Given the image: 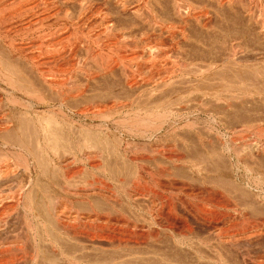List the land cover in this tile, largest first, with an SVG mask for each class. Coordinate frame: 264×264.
Listing matches in <instances>:
<instances>
[{"label":"bare ground","instance_id":"bare-ground-1","mask_svg":"<svg viewBox=\"0 0 264 264\" xmlns=\"http://www.w3.org/2000/svg\"><path fill=\"white\" fill-rule=\"evenodd\" d=\"M117 1H118L117 3L119 7H121L122 11L124 12L127 9V5L131 0H117ZM134 1L138 3L137 7H135V12L140 17H142V19H144L145 24H147L148 30L154 33L156 31L159 33L161 32L167 33L166 35H169V38H170L169 43H172L173 41H175L174 38L176 36H180V38H183V39L186 38V32H187L186 30L188 29V28L186 29V27L188 26V23H186L185 21H188L189 19H190L189 21L191 22L193 20L195 24H197L200 28L205 29L209 26L207 25V22H206L208 20L207 18L208 14L206 13L207 11L203 10L204 8L201 9V8L194 7L193 3L190 4L191 2L188 0H172L173 2L172 4L175 10L173 11L175 15L177 14L178 16H180V18H182L183 16H181V14L184 13L182 15H185L186 16L185 18H187V20H184V18H182L181 22L178 24L172 23V21L171 23L169 21L168 22L162 21L160 18L161 15L158 16L154 8H152L153 7L151 5L152 0L151 1L150 0H134ZM214 1L219 6H222L223 3H226L230 6L233 3V0H214ZM237 1H239L241 5L244 6L243 9L248 12V16L253 18L254 8H256L255 4L257 3L256 0H237ZM153 2H157V0H153ZM11 3L13 4V2ZM3 4H0L2 5L1 11L3 10V8L8 9V6H6L5 3ZM51 6H53V4ZM51 6H50V9H51ZM85 7H83L82 5L80 12H79V18L82 17L81 19L83 20H84L83 15L88 11L86 10L87 7L86 8ZM48 8L47 10L50 11V9ZM13 9H15V6H12L11 8V5H10L9 10H11L12 12ZM44 9L45 11H47L46 8ZM1 11H0V14L3 12ZM11 12H8V16L6 17L7 19L9 17V13ZM12 13H15V12H12ZM6 18L3 19L4 21L2 20L1 21L5 22ZM69 18H67L68 20L66 19L67 24L65 25L62 24L64 27L56 26L58 29L55 28L56 29L55 30L53 28L54 30L51 29V31L49 30L50 28L49 29L47 28L48 30L45 32L41 30L42 28L41 24H44L43 22L46 19L42 21L40 24L38 23V21L42 18H40L38 21L36 20L35 21L36 24H39L41 27H39L38 25L40 30L38 27H35V28L33 27L34 29H37V30L33 29L35 31L33 34L35 35L33 36L32 40L37 39L39 42L37 45H34V47L29 48V51L31 53L30 55H28L27 52L25 53L23 51V48L22 50H20V49H17L18 48L17 46H16L17 48L14 47L10 42L12 40L11 39L12 37H9L11 40H9V43H7L6 38H4V36L5 37L6 35L8 36L9 30L7 31L3 29L2 28L3 26L1 27V24L3 23L0 21L1 22L0 23V95H1L0 96V182L2 180L7 181L8 179L10 180V178H13L14 175L17 174L16 172L18 170L22 171L26 175V180L18 182L15 185L16 186L15 188L8 189V190L0 189V213H1L0 217L3 214L9 215L11 212H13L15 214L14 215L15 219L19 220L16 223L18 224L19 222L21 226L17 228L19 229L18 231L20 233V236L16 237V234H15L14 238H11L9 237L10 236L9 226L10 225H9L8 220L4 218L0 219V264H264V253L255 255L253 254L255 252L253 253H251L252 251L250 252V250H252L253 247H256V245L259 244V242L262 243L261 240H264V223L262 222V224H257V223L255 224L254 222L256 221H253V219L255 218L254 215L255 214L258 215V209L256 211L255 210L256 208L253 207L252 204L243 205V206L241 205L237 207L236 205L231 206L232 204L231 205H228V204L217 205L215 203L214 204L209 203L207 205H204L205 203L203 202L201 203L202 205L198 203L201 206H198V204H196L197 206H195L192 204L193 203L192 201L195 199H198L199 196L202 195V192L199 190L201 187L199 189L192 188V187L190 188L187 187L188 189L187 188L183 189V187L176 188L175 183L173 181H170L167 179L164 180V178H168V176H170L171 170L173 171L174 169L175 171L176 169L175 167L178 164V162H182L183 165L187 164V162L184 161L182 156L180 157L179 155L178 156L176 155L177 153H176L175 145H171V144L161 145L159 141L156 142L157 141L156 137L159 133H161L162 130L168 133L169 131H172L173 129H176V128L180 130L182 129L190 130L191 129L194 132L195 130L197 131L198 130L197 124H195L194 122L193 124H190V122H188L193 117L192 113L191 114L186 113V115H183V114L179 115L178 112L181 110L180 109L176 110V109L171 108V105L173 106L172 103L169 104L168 106L164 105L166 107L164 108V112H162L163 114L161 115L159 114L158 118L155 120L153 119L151 120L150 118L148 119L147 116H146L147 119L141 118L140 119L141 122L139 121L141 126H138V128L134 130V127H130V125H128L129 123L127 124L128 121H125V119H123V122L121 119L120 122L122 123H119V124L113 123L114 126L113 124L111 125V123L109 124V122L106 121L107 119H105L104 115L107 113V110H110V108L112 109V107L109 106L110 107L109 108L107 105L104 106L101 104L102 106L99 105L94 108L90 107L89 109H84V110L82 109V111L78 110L76 112L75 115H77L79 119H83L85 117L83 121H86L85 123L86 125H84L86 127H83V125L77 124L76 122H75L76 124L74 123L75 125H73L72 122L68 123L69 114L74 115L72 113H75V112L70 111V113L68 114L67 112L68 106L66 107V104H67L66 101L68 100V98L74 99L77 96L80 97L81 93H79L80 90L79 92H73L72 90H67L66 86H69V85L66 84V81L64 80V77L62 76L63 73L61 74V69L63 70V67H61L62 65L61 61H64V56L62 57V51L64 50V47L66 44L64 45V47L63 45L57 44L58 42L53 43L52 45H49V46L47 45L44 46V44L49 39H50L49 43L50 41L53 42V38L56 36L60 37L59 34L66 30L68 31L67 28L75 29V32L77 29L79 30V29L84 28V26L79 23L80 21L77 18L75 20H78L79 22L75 21L74 19H69ZM46 21L48 22V19ZM107 21H104V22L106 23ZM113 21L114 20L110 17V21H109L110 22V42L115 43V45L123 44L124 46L127 45L128 47L131 46L137 49L138 45L140 46L147 45L149 47H152V45L161 46L162 43L166 44L164 43V41L162 42L160 35H156L154 33L150 34L148 33V30L147 31L144 30L142 32L140 30L139 33L135 34L136 33L135 32L132 34V31L130 32V28L129 30H127V28L126 29L125 28L115 29V26H114L115 22ZM119 21L121 22V20ZM105 23L104 24L102 23L103 26L106 25L108 22L106 24ZM36 24L35 26H37ZM81 25L83 26L82 28H80ZM46 26H44V28H46ZM263 27H264V24H263ZM20 32L22 33L24 32V30ZM30 32L32 34V30ZM15 33H19V32H15ZM15 33H12V34H15ZM25 33L27 32L25 31ZM25 33H23L24 35L21 34V37H20L21 39H22V36L25 37ZM31 34H29V36ZM85 39L86 41L89 40L87 38ZM85 39H83L82 44L85 41ZM12 42L15 44L14 41ZM29 42L31 44V40ZM24 43L28 45L27 42H24ZM17 44L18 43H16V45ZM87 44L88 45L90 44L88 47V49L90 48L89 51L90 50L93 51L94 49L91 48V43L87 41ZM93 44L97 45V43H94V42ZM29 45L26 47H30ZM87 46L85 48H87ZM67 48H68L67 51L69 50L73 51L72 50L73 48L69 49L68 46ZM41 49H44V51ZM71 51H69V53L67 52L65 56L70 55ZM95 51H93V53ZM63 52H66V51L64 50ZM101 53L99 55L97 52V54L100 57H101ZM14 54L16 55V57L13 56ZM71 55L73 54L71 53ZM234 55H235V51L233 52L232 57ZM13 57H15V59ZM69 57H66V58H69ZM16 58H18V60H16ZM95 58H98V57L96 56L93 59ZM103 58L104 57H102V59ZM71 59L72 58L70 57V60ZM20 60H23L22 61L23 66L19 65L21 62L19 64L17 63ZM73 61L78 62L76 60H73ZM106 61L107 62H105L104 65L102 64L101 67L103 66L102 69L107 71L111 69L112 62H110V69H109L108 60ZM130 61L132 62V59L129 60V62ZM95 62L96 60L94 61V63ZM72 63L75 64L74 62ZM75 65L78 66L79 62L78 64H75ZM119 65L118 66L121 68L122 73L124 74L130 87L138 86L141 82L143 84L144 83L148 84L153 89H157L158 87H160L159 83L151 77L150 79L146 81L145 80L143 81L142 79L141 82H138L135 78V71H134L133 64L119 63ZM20 66L22 70L20 69ZM176 69H180V68H176ZM174 72H177V71L175 70ZM174 72H170V73L176 74ZM181 72L183 73L185 72V70L182 69ZM167 80L169 81L170 77H166L163 80V82L166 83ZM122 108H124V106H122ZM70 109L72 110V106ZM94 119H97V120H94ZM183 120L184 122L187 121V123H184ZM206 120L207 122H211L217 125L218 127L217 129H215L213 125L209 123L207 124V126L204 124L206 128H209V130L210 128L214 129L225 139V145L221 149L222 150L225 149L226 153H228V155L234 160L233 169L235 172L234 174L236 176V179L238 178L242 183H244V185H247L248 187H251V188L254 187V189L257 191L259 189L257 187V183H259L260 185L264 182L263 181L264 173L260 174L258 173L259 171L255 173L250 168L249 169L244 168L245 165L243 166L242 164L243 163L242 160L245 159V157L248 158L247 156L248 153L246 154V156H244V153H246L245 151L249 149L247 147L248 146L250 147L253 144H250V143L247 144L248 139L242 138V136L237 137V138L236 137L229 138L230 137L229 135L231 134V132L232 134L234 132H237L235 130L236 127L234 130L232 129L226 130V127L224 129L221 126H219L216 120H211L208 117ZM147 123H150V124H147ZM83 128H85V130ZM112 128L115 130L116 133L117 132L125 133V135L128 133H131V135L133 134L132 136H134L135 138L137 137L139 140L142 139L145 142L147 141V144L144 143L145 146L143 144L144 149L143 148L140 149V151L144 150L142 152H145L147 154L146 156L144 155L145 158L143 157V155L142 157H139L137 155V152H133L132 151L133 149H131L129 145H128L129 147L127 146L128 143L126 144L127 147L125 148L126 150L125 152L128 154V156L129 154H132V156L130 155L131 157L129 159H127L128 157L126 158L127 161L126 163H123V167H122L128 170L126 176L121 181V187L122 186L124 187L123 189L124 202L122 201V203L124 204L120 202L119 198H117L116 195H113L108 190L102 187L103 183H102L101 178L99 177L96 178L95 176L93 177L91 175L93 177V179L91 178L93 181L90 179L92 183L90 181L88 182L89 185L88 184L87 185L89 187L87 189L85 190L79 189L80 191L76 189L78 192H75L74 190V193H76L78 196H81L80 198L83 199V201L80 200L81 202L77 203V207L75 206L78 210L74 211L72 207L70 208L69 205H67L68 203H63V201H61L58 197L53 196L54 193L55 194L57 193L56 191L52 192L53 193L52 197H50L51 195L47 196L46 201L44 200L43 205L41 206L39 204L40 208L38 210H35V207L34 208L32 207L33 206L32 199H30L31 195L30 197L29 195H27L29 197L28 198L26 196V193L24 194L25 191L30 190L29 187H31V185L33 184L32 183L33 178H34L33 174L34 176H37L38 173H41L42 175L45 174V177H46L48 175L47 167H50L48 165L49 164L51 165L52 163L56 164L57 167L59 166L58 168L61 171V174H59L58 176L57 175L50 176L49 178L50 180L48 181L53 182L55 186L57 185V187L59 188V192L61 191L62 193L63 192L68 193L69 192L68 187L70 186V182L74 179L76 180L77 178H80V176H83V174H85V173L82 174L81 168H77V167L73 168L74 165H78L79 163H82L84 160H85L84 161L85 163L87 160H92L93 158H95L97 156V151H99L96 145L99 144V140L101 141V139H103L104 137L103 130L111 131ZM241 128H244V127H241ZM92 129H95V131H98V133L97 132L95 133L94 130ZM199 130H202V129H199ZM173 132L174 131H172V133ZM240 135L241 133L236 134V136H240ZM243 135H244V132H243ZM105 139L106 137L104 138V140ZM138 139H134V140H138ZM199 140L201 142L203 141L201 138ZM249 141L251 142V140ZM230 142H232V144L234 143V145H238L237 144L238 142L241 143L240 145L242 149L240 148H239L240 150L236 149L239 151H236L234 149V152H233V149H232L233 145H230ZM255 145L253 146L255 147ZM257 146L258 145H256V147ZM96 148L98 149L97 151H96ZM135 148L136 146L134 147V150H136ZM246 148L247 150H245ZM13 149L18 152L19 151L21 152V157H23L22 158L23 160L21 158H18L17 156V158L20 159V160L17 159L19 162L15 163L14 165H11L14 162L12 161L13 158L9 160L11 158V156L9 158V153ZM252 149L255 150V148L253 147ZM206 151L203 156L204 158H211L216 154H217L216 156L219 157L218 156L219 153L216 152L215 149H214L215 152L213 151L206 152ZM259 151L257 149V153ZM134 153H136L137 156L133 155ZM252 154H253V150H252ZM8 160L9 162L12 161L13 163H9ZM202 162L203 161H199V160L198 162L196 161L194 163L189 162L191 163V165H189L188 168L190 167L191 168L190 170H193L192 168H196L197 171L198 170L200 171ZM92 167L96 168L97 166L92 165ZM54 174H57V173H54ZM172 175H174V173H172ZM261 175L263 176V178L261 177ZM83 181H86V180L83 179ZM11 182H12V179H11ZM11 182L9 183L13 184ZM73 183L74 181L72 182V185ZM6 186H8L7 183H6ZM42 187L44 190L48 188L43 185ZM43 189L42 190L39 189V190L44 191ZM49 190H50L49 192L51 193L52 191L51 187H49ZM263 191H260V192H263ZM45 192L48 193V191H45ZM57 194H60V193H57ZM259 196L261 195L259 194ZM49 203H51V206L49 205ZM253 208L255 211L253 210ZM221 211L224 213L226 212L230 215L226 214L224 219L221 217L222 220L220 222L218 221V219H217V222H215L216 220L212 221L210 215L217 214ZM228 211H230L232 214L229 213ZM260 213L262 212L259 211V215ZM258 217L259 216H257V218ZM259 219H261V217H259ZM261 221H264V220H261ZM178 224H180V226ZM53 225L54 227L52 228ZM47 226H51L49 227V229L50 228L54 229L56 227L60 234L68 238L70 237L73 239H77L81 241L83 244L87 243L89 245V244L105 243L108 246L110 245L112 247H115V249L117 248L116 250H120V251L115 252L110 258V260L106 259V261H104L105 259L104 260L102 259L104 262H102V260L101 262H99V260L98 262L97 261L91 262L88 260L85 261L84 260L85 256L75 257L76 254L74 256L73 255L71 256L67 254V251L65 252L64 250H61L63 249L60 247V245H62V242H61L62 238L58 239L60 237L57 235L58 236L57 238L55 235L58 232H55L54 230L55 234L52 233L53 230L50 231ZM178 226L181 229L179 232L177 231L179 229ZM162 231L167 232V236L169 234L168 239L164 240L163 242H161L160 240L158 241L157 239L159 238L158 234L160 236L162 235V233H164ZM160 232L162 233L160 234ZM59 241L61 243L60 245L58 244ZM46 243H47L46 248L50 250L49 252H51V254L45 252L44 250L46 249L41 250L43 247L42 245L43 244L45 245ZM48 244H49V247H48ZM159 244H162V245L165 244L167 246V247L165 246V248L168 249V251L166 250L167 252L166 251L164 252L165 249L160 250V248H163L164 245L162 247ZM115 249H111V250H115ZM121 249H123L122 252H121ZM172 249L174 250L176 249L175 251H179L180 254H183V255H180V258L178 257L179 255L174 256L175 254L173 255V253H176V252L174 250H173L174 252L172 251L173 253L170 252V250ZM123 251L127 253L123 254ZM112 252L113 251L110 252V256ZM159 252H164V253L160 254ZM149 255L153 256L154 259L156 258L154 256H161L160 257L161 259L157 257L158 259L154 260L153 258L149 257Z\"/></svg>","mask_w":264,"mask_h":264},{"label":"rangeland","instance_id":"rangeland-1","mask_svg":"<svg viewBox=\"0 0 264 264\" xmlns=\"http://www.w3.org/2000/svg\"><path fill=\"white\" fill-rule=\"evenodd\" d=\"M2 1H4V0H0V4L5 3V5L8 6V9L3 8V10H2L3 12H2L1 11L2 5H0V7H1L0 11L2 12L0 14L1 15L0 21L1 20L4 21L3 19L8 16V12H11V10H9L10 5H11V8H12V6H15V9L12 10V12H15V13H12V12H11L12 14L9 13V17H8L9 20L6 18L5 22L1 21L3 24L6 23L4 25L1 24V27L3 26L2 27L3 29H5L7 31L9 30V33L11 31V33L10 34L8 33V36L6 35V37L4 36V38H6L7 43H9V40L12 39L10 41L11 44L14 47L17 46L18 47V48L16 47L17 49L22 50V48H23V51L25 53L27 52L28 55L31 54L29 51V48L34 47V45H37L39 42L37 39H35L36 41L32 40L33 36L35 35V34H33L35 32L34 30H37L34 28L38 27V25L42 21H44L45 19L46 20L48 19V22L45 20L46 22L44 21L43 22L44 24H41V26L43 28V29L41 28V30H43L44 32L47 31L49 28H50L49 30L51 31V29L54 30L57 27H62L63 26L62 24H64V25L67 24V20H68L67 18H69V17H70L69 19H74V20L77 18L80 22L78 20H75V21H78L80 24H82L84 26L85 29L82 28L83 26L81 25L80 28H82V29H79V30L77 29L76 32H75V29L67 28L68 31L66 30L64 32H61L60 34H62V35L59 34L60 37H57V36L54 37L53 42L50 41L51 44L49 43L50 39L47 41L48 43L45 42V44H44V46H46V45L49 46V45H52L53 43L58 42L57 44L63 45V47L66 44L69 47V49L73 48L72 49L73 51L69 50V51H71V53L73 55H71V53H70V55L65 56V54L67 52L69 53V51H67L68 48L65 45L64 50L66 52H63L64 50L62 51V57L64 56V61H61L62 65L60 64L64 70L63 71L61 69V74L63 73L62 76L64 77L66 84L69 85V86H66V89L72 90L73 92H79V90H80L79 93H81V95L78 94V95H80V97L77 96L78 98L76 97L74 99L68 98V100L66 101V103H67L66 107L68 106L67 107L68 114L70 113V111L75 112V113H72L74 115L69 114L68 123L72 122L73 125H75L77 123V124L83 125V127H86V126H84V125H86L85 124L86 121H83L85 117L83 119H79L78 116L75 115L76 112L78 110L82 111V109L83 110L89 109L90 107L94 108V107L99 106V105L100 106H102V105L106 106L107 105L108 107L109 106L112 107V109L109 107L110 110H107L108 114L106 113L104 115L105 119H107L106 121H108L109 124L110 123H111V125L113 123L119 124V123L123 122V119H125V121H128L127 124L129 123L128 125H130V127H134V130L136 128H138V126H141L139 123V121L141 122V120H140L141 118H146V116H147L148 119L150 118L151 120L152 119L155 120L158 118L159 114L160 115L163 114L162 112H164V108L171 103L173 104V106L171 105V108L176 109V110H179V109L181 110L178 112L179 115H182V114L186 115V113L187 114L192 113L193 117L188 122H190V124H193V122L195 124H197V128H198L197 131L195 130V132H194L191 129L190 130L189 129L180 130V129L176 128V129L172 130V131H174L173 133H172V131H169V133H168V132H164L162 130L161 133L158 134V135H160V134L161 135L160 136L157 135V137H156L157 141L156 140L155 141L156 142L159 141L161 145H164V144L165 145H170V144L175 145L177 154L176 153H174V154H176L177 156L179 155L180 157L182 156L184 161L187 162V164H184V165L182 162H178V164L176 163L177 165L175 164L176 165L175 171H174V169H173V171L171 170L170 176H168V178H164V180L167 179V180L173 181L175 183L176 188H178V187L182 188L183 187V189H185L187 187L188 188L192 187V188L199 189L201 187L199 190L202 192V195L204 197L202 195H200L199 198L201 196L202 197L200 199L198 198L199 200L198 199L193 200L192 204L195 206H197L196 204H198V203L201 204L203 202L205 203L204 205H207L209 203H211V204L215 203L217 205H222V204L231 205L232 204L231 206L236 205L237 207L241 206V205L243 206V205L252 204L253 207L256 208L255 209L256 211L258 209V215L253 214L255 216L253 221H256L254 223L255 224L256 223L262 224V222L264 223V221H261V220H264V199H263L264 198V193H263L264 192L263 191V189H264V182H263L264 178H263V176L261 175V177L263 178L262 184L259 185V183L256 182L257 187L259 188L257 191L254 189V187H252V188L248 187L247 185H244V183H242L238 178L236 179V176L234 174L235 172L233 169L234 160L228 155V153H226L225 149H223V150L221 149L225 145V139L218 132H216L214 129L210 128V130H209V128H206L207 124H209V123L212 124L215 129L218 128L217 125H215L211 122H207V120H206L207 117L210 118L211 120H216L217 123L219 124V126H221L224 129L226 127V130H229V129L234 130L236 127L235 130L237 132H234L233 134L231 132V134L229 135L230 136L229 138H231V137L237 138V137L242 136V138L248 139L247 144L250 143L253 145H255V144L258 145L257 146L258 148L256 147V145H255V147L253 145H251L253 148H255V150L252 149L251 146H250L251 148L249 146L247 147V148H249L248 150H247V148L245 149L248 152L244 150L246 152V153H244V156H246V154L248 153L247 154L248 158L245 157V159H243L244 161L242 160L243 166L245 165L244 168H248V169L250 168L255 173H257L258 171H259L258 173H260V174L264 173V170H262V169H264V163H263L264 162V149H263V147H264V27H263V24H264V20H263L264 19V0H262V1L256 0V2H257L255 4L256 8H254V15L255 16L253 15V18L248 16V12L243 9L244 6H242L241 3L237 0L236 1L233 0V3L230 6L226 3H223L224 6L223 5L219 6L214 0L213 1L212 0H188L191 2V3L189 2L190 4L193 3L194 7L201 8V9L204 8L203 10L207 11L206 13L208 14V16H207L208 20L206 22H207V25H209V26L205 29L200 28L197 24H195V22L193 20L191 22V21H189L190 20L189 19L188 21H185L186 23H188V26L186 24V26H187L186 29L188 28L186 30L187 31L186 32V38L183 39V38H180V36H176L174 38L175 41H173L172 43H169L170 38H169V35H166L167 33H165V32L159 33L157 31L154 33L152 31L150 32L148 30L147 24H145L144 19H142V17H140L135 12V7H137L138 3L134 0H131L128 3V5H127L128 10L126 9L127 11L125 10L124 12L122 11L121 7H119L117 0H74V1L73 0H71V1L70 0H11V1L8 0L10 3L13 2V4L12 3L10 4L6 0L4 2H2ZM151 2H152L151 5L153 6L152 8H154V10L158 14V16L161 15L160 18L162 21H164V22L169 21L170 23L172 21V23L178 24L181 22L182 18H184V20H187V18H185L186 16L182 15L184 13L181 14V16H183L182 18H180V16H178L177 14H176L177 16L175 15V13H174L175 10H174L173 4H172L173 3L172 0H166V1L165 0H157V2H153V0H152ZM52 4H53V6H51ZM257 4H258V6H257ZM82 5H83V7L86 6L88 8L87 9L85 7L86 10H88V11L83 15L84 20L81 19L82 17L79 18V12H80ZM50 6H51V9H50ZM44 8H46V10L48 8V9H50V11L47 10V11H49V12H47V11H45ZM118 8H120V9H118ZM222 8H223V10H222ZM6 12H7V14H6ZM97 12H98V14H97ZM214 12H216V13H214ZM3 14H4V16H3ZM85 17H87V18H85ZM110 17L114 20L113 22H115V24H114L115 29H119V28L120 29H124V28L126 29L127 28V30H129V28H130V32L132 31V34L135 32H136L135 34H137V33H139L140 30H141V32L144 30L145 31L148 30V33H150V34L154 33L156 35H160L162 42L164 41V43H166V44L162 43L161 46L160 45L159 46H153L152 45V47H149L147 45H142V46L138 45L137 49L134 47H131V46L128 47L127 45L124 46L123 44H116L115 45V43L110 42V22H109ZM40 18H42V19H40ZM219 18H221V19H219ZM28 19H30V20H28ZM36 20L40 21V22L38 21L39 24H36V22H35ZM119 20H121V22ZM8 21L10 22V24ZM13 21H14V23H13ZM104 21H107L108 23L106 22L107 23L106 24ZM32 23H34V24H32ZM102 23L106 24V25H104L105 27L103 26ZM35 24L37 26H35ZM89 24H90V26H89ZM224 24H226V25H224ZM43 25L44 26L47 25L46 28H44ZM41 26L39 25V27H41ZM7 27H8V29H7ZM26 27H27V29H26ZM29 28L32 30V34H31V32H30L31 30ZM91 28H92V30H91ZM133 28H135V29H133ZM22 29L24 30V32L21 33L20 31H23ZM103 29H105V30H103ZM28 30H29V32H28ZM39 30H40V28H39ZM25 31L31 35L29 36V34L25 33ZM15 32H19V33H15ZM12 33H15V34H12ZM23 33H25L26 38L28 37L27 38L28 41L24 36H22V39L20 38L21 34L24 35ZM89 34H90V36H89ZM10 35H12V36H10ZM223 36H224V38H223ZM9 37H12V38L10 39ZM30 37H31V39H30ZM85 38L89 39L87 41L89 43H91V48L94 49L93 51L96 50L94 53L91 50L89 51L90 48L88 49V47L90 44L89 45L87 44V41ZM83 39H85L83 44L88 45V46L86 45L87 48H85L86 46L82 44ZM30 40H31V44L29 42ZM12 41H14L15 44ZM20 41H22L23 43L27 42L28 45L30 44L29 45L30 47H26L28 45H26V43L23 44ZM93 42L97 43V45L93 44ZM16 43H18V44L16 45ZM20 43H22V44H20ZM110 43H111V45H110ZM80 45H82V46H80ZM93 45L95 47L96 46L97 47L95 48ZM19 46H21V47H19ZM25 49H27L28 51ZM101 49H102V51H101ZM41 50L44 51V49H41ZM233 50L235 51V55L232 57L233 52H234ZM97 52L99 55L101 53V57L97 54ZM13 56L16 57L15 54ZM69 56L72 58L71 60H70ZM75 56H77V57H75ZM92 56H94V57L97 56L98 58L93 59L94 57H92ZM15 57H13V58L15 59ZM66 57H69V58H66ZM102 57H104V58L102 59ZM131 59H132V62L131 61L129 62V60H131ZM16 60H18V58H16ZM65 60H67V61H65ZM73 60L78 61L79 65L78 66L75 65V64H78V62H75ZM93 60L94 61L96 60V62L94 63ZM106 60H108L109 69H110V62H112L111 69L107 70V71L102 69L103 66L101 67L102 64L104 65L105 62H107ZM22 61L23 60H20L17 63L19 64L21 62L19 65L23 66ZM72 62H74L75 64H73ZM118 62L122 63V64H126V63L133 64L134 65V71H135V78L138 82H141L142 79H143V81L144 80L146 81V80L150 79V77H151L159 83L160 87H158L157 89H153L148 84H145V83L143 84L142 82H141L142 84L140 83L138 86H133L134 88L130 87L128 84V81L126 80L124 74L122 73V70L120 68L121 66L119 65ZM176 68H180L181 70L184 69L185 72L182 73L180 69H176ZM20 69H21V66H20ZM175 70L177 72H174ZM110 71H111V73H110ZM74 72H75V74H74ZM170 72H174L176 74L172 73L173 74L172 75ZM164 76L170 77V80L166 81L167 84L165 82H163V80L166 78ZM162 78H163V80H162ZM158 100H160V101H158ZM169 101H170V103H169ZM180 102H182V103H180ZM126 103L129 106H127ZM158 103H160V104H158ZM121 104H122V106H124V108H122ZM164 105H166V106H164ZM71 106H72V110L70 109ZM113 106H114V108H113ZM125 106H127V107H125ZM74 107H76V108H74ZM157 108H158V110H157ZM159 109H161V110H159ZM147 114H149V115H147ZM152 115H154V116H152ZM74 116H75V118H74ZM121 119H122V122H120ZM94 120H97V119H94ZM184 120H183V122H184ZM147 122H149V121H147ZM184 123H187V121ZM114 124H113V126H114ZM147 124H150V123H147ZM241 127H244V128H241ZM83 129L85 130V128H83ZM199 129H202V130H199ZM92 130H94L95 133L96 132L98 133V131H95V129H92ZM245 131H247V132H245ZM103 132H104V137H103V139H101L102 142L99 140V144L96 145L97 148L99 149V151H97L98 149L96 148L97 156L95 158H93L92 160H87L85 163H84V161H85L84 160L82 163H79L78 165H74L73 168H76V167L81 168L82 174L83 173H85V174H83V176H80V178H77L76 180L74 179L70 182V186L68 187L69 188L68 193H66V192L62 193L61 191L59 192V188L57 187V185L55 186V184L53 182L48 181V180H50L49 179L50 176H56V175L58 176L59 174H61V171L58 168L59 166L57 167L56 164L52 163L51 165L50 164L48 165L50 167H47L48 175L46 174L47 175L46 177H45V174L42 175L41 173H38L37 176H34V174H33V177H34L33 181H32L33 184L31 185V187H29L30 190L25 191L24 194L26 193V196L29 195V197L31 195L30 199H32V205H33L32 207L33 208L35 207V210H38L40 208L39 206L43 205L44 200L46 201L47 196L51 195L50 197H52L53 191L60 193V194L54 193L53 196L58 197L61 201H63V203H68L67 205H69L70 208L72 207V209L74 211L78 210L76 208L77 203L81 202L80 200L83 201V199L80 198L81 196H78L76 193H74V190H75V192H78V191H80L79 189H81V190L87 189L89 187L88 182L90 181L92 183V181H93L92 179L94 176L96 178H98V177L101 178L102 183H103L102 187L104 189L108 190L113 195H116L117 198H119L121 203H122V201L124 202V196H123L124 195L123 194L124 187L123 186L121 187V181L126 176L128 170H126V168H122V167H123V163H126L127 159H129L132 156V154H129V156H128V154L125 152L126 151L125 148L129 145L130 148L133 149L132 150L133 152H137V155L139 157H142V155H143V157L145 158V156L147 154L145 152H142L144 150L140 151V149H142V148L144 149L143 144L144 143L147 144V141L145 142L142 139L139 140L137 137L135 138L134 136H132L133 134L131 135V133H128L126 135H125V133H118V132L116 133L113 128L111 131H109V130L104 131L103 130ZM206 132H208V133H206ZM243 132H244V135H243ZM237 133H241V135L236 136ZM105 134H106V136H105ZM105 137H106L105 140H107V141L104 140ZM200 138L203 140L202 142L199 140ZM134 139H138V140H134ZM232 139H230V140H232ZM249 140H251V142ZM126 144H127V146H126ZM145 144H144V146H145ZM237 144L238 145H234V143L232 144V142H230V145H233V147L231 146L233 149V152H234V149L235 150L239 149V148L242 149V147L240 145L241 143L238 142ZM260 144H261V146H260ZM134 145L136 146V148H135L136 150H134V147H135ZM138 146H139V148H138ZM214 149L221 156L218 154L219 157H217L216 156L217 154H216L211 158H204L203 157L205 151L206 152H210V151L215 152ZM251 149L253 150V154H252ZM257 149H258V151L261 149L260 151H262V152L259 151L260 154H259V152L257 153ZM239 150H236V151H239ZM250 150H251V152H250ZM200 152H202V153H200ZM10 153H11V155H10ZM10 153H9V158H10V156H11V158L9 160H11L13 158L12 161L14 162V163L12 161L9 162V160H8L9 163H13L11 165H14L15 163L19 162L18 160H20V159H18V158H21V159L23 158V157H21L20 151L18 152V151L13 149L10 151ZM255 154H256V156H255ZM133 155H136V153H134ZM198 155H199V157H198ZM17 156H18V158H17ZM206 159H208V160H206ZM246 159H247V161H246ZM195 160L197 162H198V160L203 161L201 168L199 167L200 168V171L198 170L199 172L196 170V168H192L193 170H190L191 169L190 167L188 168V166L191 165L192 162L193 163L196 162ZM189 162H191V163H189ZM204 162H206V163H204ZM179 163H181V164H179ZM92 165H96L97 167L93 168ZM210 165H211V167H210ZM257 165H259V166H257ZM252 167H254V168H252ZM261 171H263V172H261ZM16 173H17V174H15L16 176L14 175L15 178L14 177L10 178V180L8 179L9 181L5 180L6 182L4 180H2L0 182V189L8 190V189L15 188L16 187L15 185L18 182L26 180V175L22 171L18 170ZM54 173H57V174H54ZM172 173H174V175H172ZM189 173L191 174V176ZM23 178H24V180H23ZM262 178H261V180H262ZM11 179H12V182H11ZM83 179L86 181H83ZM73 181H74V183L72 185ZM81 181H82V183L83 182H85V183L82 184ZM9 182L13 183L14 185L10 184ZM6 183L8 186H6ZM4 185H5V187H4ZM42 185L45 187H48L47 188L48 190L47 189L44 190ZM113 185H114V187H113ZM49 187H51V190H52L51 193L49 192L50 191ZM39 189L40 190L43 189L44 191H40ZM254 190L256 191V193ZM45 191H48V193ZM260 191H263V192H260ZM71 192H73V193H71ZM257 192H259V193H257ZM259 194L261 196H259ZM74 196H76V197H74ZM239 197H241V198H239ZM122 204H124V203H122ZM200 204H198V206L202 205V204L201 205ZM49 205L51 206V203H49ZM253 210H254V208H253ZM259 211L262 212V213H260V215H259ZM228 212L231 213L230 211H228ZM10 214L9 215L3 214L0 217V219L4 218V219L8 220L9 225H10L9 226L10 236L9 237L14 238L15 234H16V237L17 236L19 237L20 233L18 231L19 229H17V228H19L21 226H20L19 222H18V224L16 223L19 220L15 219V217H14L15 214L13 212H11ZM226 214H228V213H226V212L224 213L221 211L217 214L210 215V217H211L212 221L216 220L215 222H217V219H218V221L220 222L222 220V218L223 219L225 218ZM228 215H230V214H228ZM256 215L261 217V219H259V217L257 218ZM10 219H12V220H10ZM259 222H261V223H259ZM178 225L180 226V224H178ZM16 226H18V227H16ZM47 227L49 229V227H51V226H47ZM53 227H54V225L52 226V228ZM52 228H50L49 230L50 231L53 230L52 233H54V234H55V232H58L57 234H55L56 237L58 238V236H59L60 238H58V239L62 238L61 239L62 245H60L61 244L60 241L58 243L60 245V247L63 248L61 250H64L65 252L67 251V254L71 255V256L72 255L74 256L75 254H76L75 257L85 256L84 257L85 261L88 260L91 262L92 261L98 262V260H99V262H101L102 259L103 260L105 259L104 261H106V259L110 260V258L112 257V255L115 252L120 251V250H116L117 248L115 249V247H112L110 245L108 246L105 243L89 244V245L87 243L83 244L81 241H79L77 239H73L70 237L68 238V237H65L64 235L60 234L56 227L54 229H52ZM54 230H55V232H54ZM180 230L181 229L179 227V229L177 231L179 232ZM162 232H164V231H162ZM162 232H160V234ZM17 233H18V235H17ZM165 234H166V236H165ZM160 236L158 234L159 238H157V239H158V241L160 240L161 242H163L164 240L168 239L169 234L167 236V232H164ZM261 241H262V243L259 242L260 245L257 244L256 247H253V249L250 250V252L252 251L251 253L255 252V253H253L255 255L256 254L259 255V254L264 253V249H263L264 248V240H261ZM45 245L44 244L42 245L43 247L41 250H44V249L47 250L48 249V248H46L47 243ZM159 245H161L162 247L164 245V247L160 248V250L165 249L164 252L166 250L168 251V249L165 248V246H166L165 244H163V245L159 244ZM44 246H45V248H44ZM48 247H49V244H48ZM111 249H115V250H111ZM46 250H44V251L51 254V252H49L50 251L49 249L47 251ZM122 250L123 249H121V252H122ZM173 250L174 249L170 250V252H172ZM111 251H113V252L111 253V256H110ZM164 252H159V253L162 254ZM175 252L177 254L173 253V255L174 254H175L174 256L179 255L178 256L179 258H180V255H183V254H180L179 251H175ZM126 253L127 252L123 251V254H126ZM149 257L153 258V256H150V255H149ZM154 257H156L155 259L153 258L154 260H156L158 258L161 259L160 258L161 256H154ZM103 260H102V262H104Z\"/></svg>","mask_w":264,"mask_h":264}]
</instances>
